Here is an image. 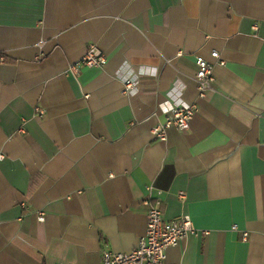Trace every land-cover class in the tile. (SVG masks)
<instances>
[{
	"label": "crops",
	"instance_id": "crops-1",
	"mask_svg": "<svg viewBox=\"0 0 264 264\" xmlns=\"http://www.w3.org/2000/svg\"><path fill=\"white\" fill-rule=\"evenodd\" d=\"M89 43L106 63L67 73ZM147 199L199 231L164 264H264V0H0V264H101Z\"/></svg>",
	"mask_w": 264,
	"mask_h": 264
},
{
	"label": "built area",
	"instance_id": "built-area-1",
	"mask_svg": "<svg viewBox=\"0 0 264 264\" xmlns=\"http://www.w3.org/2000/svg\"><path fill=\"white\" fill-rule=\"evenodd\" d=\"M211 56L219 65L224 61L220 59L218 51H211ZM106 63L104 54L95 43H89L84 55L75 63L66 68L67 73H77L78 64L89 67H102ZM197 69L194 73V81L200 97L205 96L213 88L215 81L213 65L201 56L196 57ZM124 89L130 90L135 87L132 79L124 81ZM196 110V105H165L161 111L165 113V121L158 123L152 128L155 139L163 140L166 130L171 126L181 131L190 127L191 118ZM183 198V194H179ZM147 204L146 225L143 234L139 237L136 245L126 252L110 249L101 250V264H164L166 249L177 244L180 240L197 234L199 231L194 227L188 215H179L172 219H166L160 207L159 201H145ZM39 221H44V214L39 212ZM235 229V226H233ZM242 239H246L247 232L243 231Z\"/></svg>",
	"mask_w": 264,
	"mask_h": 264
}]
</instances>
